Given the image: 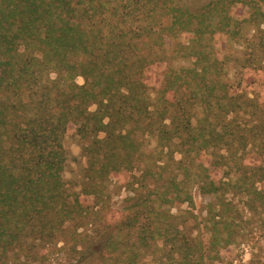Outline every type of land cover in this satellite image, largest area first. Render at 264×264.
I'll use <instances>...</instances> for the list:
<instances>
[{"label":"trees","instance_id":"1","mask_svg":"<svg viewBox=\"0 0 264 264\" xmlns=\"http://www.w3.org/2000/svg\"><path fill=\"white\" fill-rule=\"evenodd\" d=\"M195 191L205 237L173 211ZM246 211L264 223V0H0V264H218Z\"/></svg>","mask_w":264,"mask_h":264},{"label":"rangeland","instance_id":"2","mask_svg":"<svg viewBox=\"0 0 264 264\" xmlns=\"http://www.w3.org/2000/svg\"><path fill=\"white\" fill-rule=\"evenodd\" d=\"M198 1L200 3H206L209 0ZM77 81L83 83L84 78L79 76ZM65 143L69 152L65 178L72 184L83 183L86 159L82 154V140L76 135H69L66 137ZM118 190H121V188H118ZM194 193L196 202L194 207H190L187 203H184L179 204L178 207L175 206L173 211L192 210L199 217V221H195L192 218L189 219V223L192 225L196 233L205 237L207 234V226L201 221V219L205 216L206 208L212 198L210 196H202L198 191H195ZM123 196H125L124 191L120 194H113L112 201L108 203L107 209H104L102 212L103 215L100 216L102 219L97 220V226L101 227L105 222H108L111 219L110 215L121 207V204L118 202ZM84 198V201L87 204H93L96 201L92 196ZM234 199L238 206L243 207V198L236 196ZM246 212L245 222H243L240 227L238 241L225 249V261H221L218 264H264V223L250 211Z\"/></svg>","mask_w":264,"mask_h":264}]
</instances>
